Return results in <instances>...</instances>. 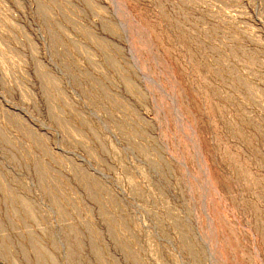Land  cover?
Returning a JSON list of instances; mask_svg holds the SVG:
<instances>
[{"label": "rangeland", "instance_id": "rangeland-1", "mask_svg": "<svg viewBox=\"0 0 264 264\" xmlns=\"http://www.w3.org/2000/svg\"><path fill=\"white\" fill-rule=\"evenodd\" d=\"M0 264H264V0H0Z\"/></svg>", "mask_w": 264, "mask_h": 264}]
</instances>
